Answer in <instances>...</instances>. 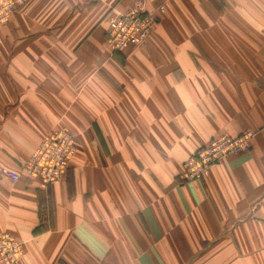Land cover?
I'll return each instance as SVG.
<instances>
[{
    "label": "crops",
    "instance_id": "obj_1",
    "mask_svg": "<svg viewBox=\"0 0 264 264\" xmlns=\"http://www.w3.org/2000/svg\"><path fill=\"white\" fill-rule=\"evenodd\" d=\"M137 3L165 13L113 52L109 19ZM59 126L76 153L44 187L25 166ZM249 131V151L182 181ZM2 233L21 264H264V0H24L0 24Z\"/></svg>",
    "mask_w": 264,
    "mask_h": 264
},
{
    "label": "built area",
    "instance_id": "obj_2",
    "mask_svg": "<svg viewBox=\"0 0 264 264\" xmlns=\"http://www.w3.org/2000/svg\"><path fill=\"white\" fill-rule=\"evenodd\" d=\"M23 2L24 0H0V24L8 21ZM164 13L163 5L148 11L142 3H137L126 13H113L107 33L109 47L117 53L146 44ZM253 137L254 133L249 131L234 138L222 136L211 140L185 161L180 178L184 182L203 181L209 176L213 166L222 164L232 155L249 151ZM75 153L74 136L65 126H59L33 151L25 172L30 177L37 178L44 187L54 185L64 179ZM3 174L14 181L19 180L18 174L7 171H3ZM24 253V242L10 233L0 234V264H21Z\"/></svg>",
    "mask_w": 264,
    "mask_h": 264
}]
</instances>
